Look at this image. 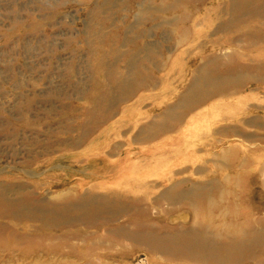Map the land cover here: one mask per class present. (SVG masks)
I'll return each instance as SVG.
<instances>
[{
    "label": "rangeland",
    "instance_id": "374dc122",
    "mask_svg": "<svg viewBox=\"0 0 264 264\" xmlns=\"http://www.w3.org/2000/svg\"><path fill=\"white\" fill-rule=\"evenodd\" d=\"M262 4L0 0V264H204L181 241L264 231ZM202 71L229 89L182 107Z\"/></svg>",
    "mask_w": 264,
    "mask_h": 264
},
{
    "label": "bare ground",
    "instance_id": "6f19581e",
    "mask_svg": "<svg viewBox=\"0 0 264 264\" xmlns=\"http://www.w3.org/2000/svg\"><path fill=\"white\" fill-rule=\"evenodd\" d=\"M233 1H237L238 3L242 2V4H243V3H246L247 1H250V0H233ZM257 2L259 3V5L260 4L263 5L262 2L264 3V0H257ZM179 9H180V11L183 12L184 7L182 5H180ZM259 15H260V12L258 10L252 11V16H259ZM228 78L229 77L226 76V77L214 79V77L209 75L206 71L205 72L202 71L200 76L194 80L193 84L191 85V88L187 91L186 98L182 101L181 106L182 107L183 106L188 107L192 104H198L199 102L205 100L206 98H209L212 91L211 90L209 91L207 88H212V89L215 88V90H218L217 92H221V91L229 89L230 84H229V82H227ZM200 81H202V82L206 81V83L204 82L202 84V82H201V84H200ZM172 111H174V110L170 109V111H168V113L172 112ZM156 133H157V131H156ZM173 189L178 190L179 188H178V186H175ZM211 205H213V204L211 203ZM211 205H210V207H211ZM0 206L2 208H4V210H11L15 207V204H11L5 198V195L3 193H1V191H0ZM142 226H143V224H142ZM263 239H264V231L259 232V234H256L254 237H253V234H252V236L250 235L248 237L243 236V237L239 238L237 236L235 238H232L230 240V243L221 244V246L216 247V248H214L213 245L210 246V243H208V244L204 243L203 244L200 242L201 240H198L196 238L184 240L181 242H182V247H184L189 254L194 256L198 260V262L207 264L209 261L212 260V258L216 257L214 255H217L218 258H216L215 264H228L229 262H231V261H229L230 256H233V262H238L239 259H242V257H243V259L249 258L251 260H255V259H258L256 257L257 256L256 254L262 253L264 255V245L262 244ZM248 241H250V242H248ZM208 242H210V241H208ZM204 245H207L209 250L206 251L205 248H207V247H205ZM255 264H264V259L257 261Z\"/></svg>",
    "mask_w": 264,
    "mask_h": 264
},
{
    "label": "crops",
    "instance_id": "0c3cea01",
    "mask_svg": "<svg viewBox=\"0 0 264 264\" xmlns=\"http://www.w3.org/2000/svg\"><path fill=\"white\" fill-rule=\"evenodd\" d=\"M259 20H261V19H259ZM261 21L264 22V20H261ZM259 41H260V38H258L257 40H254V42L252 43V45L250 44V46L253 47L254 50H257V51L264 50V45L260 44ZM180 189H182V188H180Z\"/></svg>",
    "mask_w": 264,
    "mask_h": 264
}]
</instances>
